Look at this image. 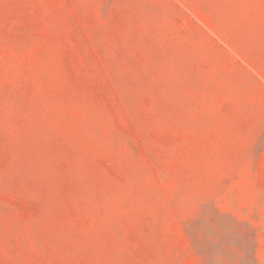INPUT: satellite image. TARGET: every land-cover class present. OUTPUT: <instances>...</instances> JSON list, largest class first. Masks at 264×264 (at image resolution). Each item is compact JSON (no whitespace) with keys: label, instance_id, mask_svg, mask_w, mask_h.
I'll list each match as a JSON object with an SVG mask.
<instances>
[{"label":"rangeland","instance_id":"rangeland-1","mask_svg":"<svg viewBox=\"0 0 264 264\" xmlns=\"http://www.w3.org/2000/svg\"><path fill=\"white\" fill-rule=\"evenodd\" d=\"M0 264H264V0H0Z\"/></svg>","mask_w":264,"mask_h":264}]
</instances>
